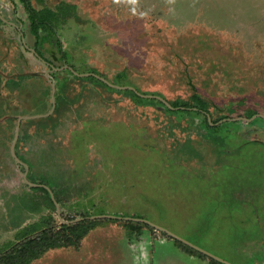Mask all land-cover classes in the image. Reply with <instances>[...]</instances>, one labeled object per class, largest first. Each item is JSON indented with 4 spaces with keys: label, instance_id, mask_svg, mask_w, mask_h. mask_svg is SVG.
<instances>
[{
    "label": "rangeland",
    "instance_id": "374dc122",
    "mask_svg": "<svg viewBox=\"0 0 264 264\" xmlns=\"http://www.w3.org/2000/svg\"><path fill=\"white\" fill-rule=\"evenodd\" d=\"M62 3L33 35L27 4ZM69 63L143 98L196 86L212 126ZM80 213L113 220L31 264H264V0H0V250Z\"/></svg>",
    "mask_w": 264,
    "mask_h": 264
},
{
    "label": "trees",
    "instance_id": "16d2710c",
    "mask_svg": "<svg viewBox=\"0 0 264 264\" xmlns=\"http://www.w3.org/2000/svg\"><path fill=\"white\" fill-rule=\"evenodd\" d=\"M69 6L68 3H62L61 6H58L56 10H53L51 8H45L42 10H37L33 8L30 4H27V9H28V14H29V19H30V24H31V29H32V34L35 35L36 37H40V31L43 29V27L50 29L51 31H57L56 26L61 20V18L64 17V9L62 8H67ZM67 16V15H66ZM39 43V42H37ZM37 51V50H36ZM72 67L75 71L82 72L81 70L77 69L75 65H69ZM55 66H52V68ZM69 71H71L68 68ZM92 70V69H91ZM93 73H99L95 70H93ZM72 74V73H71ZM73 78L76 81H81L85 80V78L90 79L93 78L94 80L100 82L102 86L106 88H110L106 83H104L101 79L96 78L95 76H89V77H79L74 74ZM84 78V79H83ZM116 80L119 86H128V84H124L123 81L125 79L122 78V73H118L116 75ZM67 85V82L64 83L60 82L57 84L58 88L61 86V89L64 90V87ZM70 85H72V81L70 80ZM194 85V84H193ZM132 86V85H129ZM195 86V85H194ZM111 90L119 91L122 93H130L133 95V97L139 102V103H144L145 101L147 102H158L161 105L165 107V110L172 112L175 114L177 113L178 110H175L177 108H180V112H184L187 110V112H198V113H205L206 114V123L207 126L211 127V118L212 115L207 112L206 104L210 105L209 102L206 100L204 96H202L197 87L195 86L193 88V94L190 96V100H185V101H179V100H174V101H167L165 100L173 107H168L162 100L158 98H143L142 96L138 95L137 93L134 92V90L128 89L127 90H122V89H116L114 87L110 88ZM122 90V91H121ZM156 95V94H155ZM230 120L234 119L231 117L226 116L225 118L222 117V119L218 121H214L213 123L216 124L222 120ZM41 190H44L47 192L48 197L53 204V199L50 195V191L43 185L40 186L38 185ZM51 190L53 191L54 195L58 196V191L56 188L51 187ZM58 198V197H56ZM57 200V199H56ZM58 203L60 202V199L57 200ZM81 220H77L78 218H75L72 221L71 224H61L60 226H57L56 224H53L49 227H44L41 230L39 229V233L36 236L32 237H24V239L16 243L13 247H11L10 250H0V264H31V262L39 257L45 252L49 251L50 249L61 247V246H66V247H79L81 244L82 240L85 238L86 235H88L98 224L107 222V221H112L113 219H95L92 220L91 218H85L87 214L85 213H80ZM104 218H109V217H104ZM115 221V220H114ZM123 225L125 227H129L131 225L134 226H142L146 225L144 221H135V220H129V221H122ZM177 244H179L182 248L187 250L188 252H193V253H199L201 256L207 257L206 254L203 252H200L193 247L189 246L188 244L183 243L181 240L176 239ZM212 258V257H211ZM214 263L216 264H225L215 258L211 259Z\"/></svg>",
    "mask_w": 264,
    "mask_h": 264
},
{
    "label": "water",
    "instance_id": "95a60500",
    "mask_svg": "<svg viewBox=\"0 0 264 264\" xmlns=\"http://www.w3.org/2000/svg\"><path fill=\"white\" fill-rule=\"evenodd\" d=\"M24 40H25V38H23ZM23 40V41H24ZM33 52H34V50H32ZM67 68H69L71 71H73L74 73H76L75 75H78V76H82V77H87V76H96V77H98V78H101V77H99V76H97L96 75V73H92V74H90V73H88V74H85V73H78L77 71H75L72 67H70V66H67ZM53 69H58L57 67H53ZM49 74H46V76H48ZM102 79V78H101ZM103 80H105V79H103ZM108 81L106 80V83H107ZM109 84V83H108ZM110 85V84H109ZM110 86H112V87H114V88H117V89H124L125 87H122V86H116L115 84H112L111 83V85ZM55 90V86L53 87V91ZM146 97H150V96H146ZM159 99H161L165 104H167V105H169L170 106V104L164 99V98H159ZM26 118H33L32 116L31 117H26ZM21 120H22V118L20 119V121H19V123H18V129H17V135H16V140H15V142H14V144H13V146H12V151H13V154H14V156L16 157V159L20 162V158L17 156V154H16V151H15V144H16V141L18 140V138H19V131H20V124H21ZM22 164V163H21ZM28 172V171H27ZM27 172H26V174H25V180L29 183V181H28V178H27ZM31 186H38V184H33V183H29ZM46 188L50 191V195H51V197H52V199H53V201H54V203H55V205H56V207H57V210H58V212L60 213V209H59V203H58V201L56 200V198H55V196H54V193H53V191L51 190V189H49L47 186H46ZM99 217H109V218H122L121 216H99ZM59 218H60V220L61 221H63L64 223H67V224H69V223H71V222H75V221H77V220H81L82 218H78V219H76L75 221H64L63 220V218L59 215ZM126 219H129V220H135V221H144V222H146L147 220H145V219H140V218H132V217H125ZM156 227H158V226H156ZM158 228H160V227H158ZM160 229H162V228H160ZM163 230V229H162ZM175 237V236H174Z\"/></svg>",
    "mask_w": 264,
    "mask_h": 264
},
{
    "label": "clouds",
    "instance_id": "9594fccd",
    "mask_svg": "<svg viewBox=\"0 0 264 264\" xmlns=\"http://www.w3.org/2000/svg\"><path fill=\"white\" fill-rule=\"evenodd\" d=\"M116 3H120L121 0H115ZM126 2L130 5H136L137 4V0H126ZM133 11H135V9H133Z\"/></svg>",
    "mask_w": 264,
    "mask_h": 264
},
{
    "label": "crops",
    "instance_id": "0c3cea01",
    "mask_svg": "<svg viewBox=\"0 0 264 264\" xmlns=\"http://www.w3.org/2000/svg\"><path fill=\"white\" fill-rule=\"evenodd\" d=\"M69 65H73V64H71V63H69ZM69 65H66L65 67H60V68H58V69H54V70H60V69H62V68H66V69H68L67 68V66H69ZM51 66H53V65H51ZM78 67V66H77ZM79 68V67H78ZM77 76V75H76ZM79 77H82V76H79ZM117 89V88H116Z\"/></svg>",
    "mask_w": 264,
    "mask_h": 264
},
{
    "label": "flooded vegetation",
    "instance_id": "af4514ba",
    "mask_svg": "<svg viewBox=\"0 0 264 264\" xmlns=\"http://www.w3.org/2000/svg\"><path fill=\"white\" fill-rule=\"evenodd\" d=\"M24 38V37H23ZM25 41V40H24ZM34 50V52L36 51L35 49H33ZM36 53V52H35Z\"/></svg>",
    "mask_w": 264,
    "mask_h": 264
}]
</instances>
